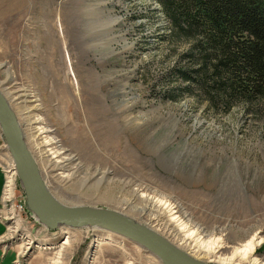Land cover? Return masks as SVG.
<instances>
[{"label":"rangeland","instance_id":"374dc122","mask_svg":"<svg viewBox=\"0 0 264 264\" xmlns=\"http://www.w3.org/2000/svg\"><path fill=\"white\" fill-rule=\"evenodd\" d=\"M169 28L157 0H0V93L61 204L117 210L178 242L173 223L150 219L159 212L150 201L160 199L174 216L204 228V239L220 238L221 257L258 234L254 258L264 262V100L224 112L192 94L163 98L167 73L188 48L165 40ZM36 126L58 141L67 183L57 179L61 169H48L41 158ZM8 149L0 127L6 264L14 253L15 264H160L105 229H48L18 172L3 204L4 171L15 163ZM16 198L27 201L25 213Z\"/></svg>","mask_w":264,"mask_h":264},{"label":"trees","instance_id":"16d2710c","mask_svg":"<svg viewBox=\"0 0 264 264\" xmlns=\"http://www.w3.org/2000/svg\"><path fill=\"white\" fill-rule=\"evenodd\" d=\"M169 43L188 42L162 97L186 94L228 112L264 100V0H157Z\"/></svg>","mask_w":264,"mask_h":264},{"label":"water","instance_id":"95a60500","mask_svg":"<svg viewBox=\"0 0 264 264\" xmlns=\"http://www.w3.org/2000/svg\"><path fill=\"white\" fill-rule=\"evenodd\" d=\"M0 126L18 166V173L25 187L28 202L46 225L52 228L60 223L109 226L146 249L163 264H197L146 226L115 211L87 205L77 207L60 205L45 188L37 165L18 130L15 114L1 94Z\"/></svg>","mask_w":264,"mask_h":264},{"label":"bare ground","instance_id":"6f19581e","mask_svg":"<svg viewBox=\"0 0 264 264\" xmlns=\"http://www.w3.org/2000/svg\"><path fill=\"white\" fill-rule=\"evenodd\" d=\"M6 103H7V101H6ZM8 106H9V104H8ZM13 113H14V111H13ZM15 117H16V115H15ZM16 120H17L18 130H19V132H20V134H21V136H22V138H23V140H24V142H25V144L27 146V142L25 141V136H24L25 135L24 129L22 128V125L20 124V122H18L17 117H16ZM33 128L35 130V133H38L39 132L38 137H37V134H36V140L38 141L37 142V145L39 146L38 148H40V152H41L40 154L43 155L41 158L43 160L47 158V160H46V162H47V168L48 169L51 168L52 170L53 169H56V168L61 169V172H59V173L56 174L57 179L60 180V181L65 182V183H67L69 181V178H71V175L70 174H65L66 165L63 164V163H64V160H66V158H64V157L59 158L60 157V154H62V153L60 151H58L59 145L55 146L58 143V141L55 140L54 137L48 138V136H44V135L41 136V130H43V127H37L36 126V127H33ZM43 133H46V130H43ZM6 144L8 145L7 142H6ZM8 148H9V146H8ZM8 150L10 152V148ZM30 153H31V157L34 159L33 153L31 151H30ZM13 160L15 161L14 158H13ZM34 161H35V163L37 165V161L35 159H34ZM48 164H50L51 166H48ZM17 167H16V161H15V163H12V165H10V166L7 167V171H6L7 179H6V181L8 182V184L6 183L7 185L5 184V187H4V193H3L4 194V197L2 198V203L3 204H5V202L7 203V201H4V200H6L5 198H7V200H9V198H11V195L13 194L12 193L13 192L12 185H13V182L15 181L14 180L15 174H16V172H18ZM37 169H38V172H39L40 177L42 178L38 165H37ZM105 176H106L105 173H102L101 174V177L98 178L99 181H101L104 178H106ZM42 181H43L44 186L47 189V191H49V189H48L46 183L44 182L43 178H42ZM92 188H94V185L92 186ZM97 188H95V190H99ZM50 194H51V192H50ZM53 198L55 199L54 196H53ZM146 198H148V196ZM98 200H105V199L102 196H99ZM57 202L60 203L59 201H57ZM150 202H151L152 207H155V208L157 207L158 210H159V212H157L156 215H155V213H153V216H150V219L155 220L158 223H160V222H166V223H170L171 222V223H173L174 226H172V230H174V231L171 232L170 234L178 242H176L175 240H173V241H170L169 240L170 241L169 242L163 236H161L158 233L154 232L151 228H149L147 226L146 227L149 230H151L152 232H154V233L158 234L159 236H161L163 239H165L171 245H173L174 247H176L177 249H179L180 251H182L189 258L193 259L197 264H207V261L208 262H213V261H216V262H218V261H222V262L223 261H232V262H234V261H238V264H243V259H247L248 262H249V264H264V262H260V261L257 260V258H254V253H255L257 247L262 242V238H260L258 236V234H255L252 238H250L249 240H247V242H245V244H242L240 247L234 248V251L232 252V256L230 258H228V257L224 258V257H221L220 254L218 255L220 249L223 248V242L221 241L220 238H215V237L213 238L212 237L209 240L204 239L202 237V233L206 232L204 230V228H202L201 226L196 225V224H190L191 223V220H188L189 222H185V221H183L180 218V216H177V215L174 216L177 212L175 211V209H173V207L170 204L166 203V201L163 202L160 199H158V200H154L153 199ZM7 204L4 205V206L9 207L10 205H7ZM60 205L66 206V207H77V206H68V205H64V204H61V203H60ZM80 206H83V205H80ZM133 208H136V209L140 210L137 207H133ZM103 209H105V208H103ZM108 210L115 211V212H117V213H119V214H121V215L129 218L130 220H133V221H135V222L143 225L141 222H139V221H137V220H135V219H133V218L125 215L123 212H120V211H117V210H113V209H108ZM144 210L145 209L143 208L141 211H144ZM10 212L12 214V211L11 210H10ZM36 216L41 221V224H45L40 219V217L37 214H36ZM11 217H13V216H11ZM11 217H8L7 216V218H11ZM46 227L48 229H51V230H56V229L61 228V227H71V228L88 227V228H91V230H96V229L97 230H104L105 229L107 231H111V232H113L115 234H118V235H120V236H122V237H124V238H126L128 240H130L128 237H125L123 234H121L118 230L113 229V228H111L109 226L100 225V224H94V225L89 226V225H76V224L60 223L59 225H57L56 227H53V228L50 227V226H48V225H46ZM192 229H194V230L191 231V232H189ZM13 231L14 230H12V232ZM69 241L70 240L67 237L66 241L63 244L66 245V244L69 243ZM30 244H31V242H30ZM134 244H136V243H134ZM27 245H29V244H27ZM136 245H138V244H136ZM21 246H22L21 247V252H23L25 250L24 248H26V247L23 248L24 243ZM139 247H141V246H139ZM59 250L60 251L57 253V255L59 256L58 258H61L62 252H64L63 251L64 250V246L62 245ZM144 250H146V249H144ZM149 254H151V253H149ZM155 258L158 261H160L157 257H155ZM56 263H59V261L54 259V261L52 262V264H56ZM160 264H163V263L160 261Z\"/></svg>","mask_w":264,"mask_h":264},{"label":"crops","instance_id":"0c3cea01","mask_svg":"<svg viewBox=\"0 0 264 264\" xmlns=\"http://www.w3.org/2000/svg\"><path fill=\"white\" fill-rule=\"evenodd\" d=\"M2 184H3V173L0 169V199H1V190H2ZM5 235V225L0 222V241L2 240L3 236ZM9 251H3L2 247H0V264H6V257L8 256ZM17 260L16 253H14V256L11 258V262L9 264H15ZM32 264V263H29ZM34 264V263H33Z\"/></svg>","mask_w":264,"mask_h":264},{"label":"built area","instance_id":"2783aa9c","mask_svg":"<svg viewBox=\"0 0 264 264\" xmlns=\"http://www.w3.org/2000/svg\"><path fill=\"white\" fill-rule=\"evenodd\" d=\"M4 174H5V176H6V171H4ZM17 189H18V187H17ZM18 198V197H17ZM17 198H16V200H17ZM17 201H19L20 203H18L17 205V208H19L20 209V211L21 212H24L25 213V211L28 209V206L26 205V203H27V201L25 202H23L22 200H17ZM2 208V206L0 207V209ZM0 211H2V210H0ZM0 215H2L1 213H0Z\"/></svg>","mask_w":264,"mask_h":264}]
</instances>
